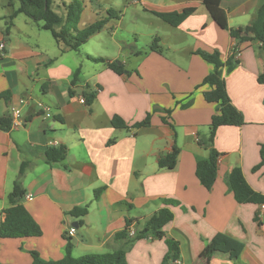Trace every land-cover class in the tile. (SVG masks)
<instances>
[{"label": "crops", "instance_id": "0c3cea01", "mask_svg": "<svg viewBox=\"0 0 264 264\" xmlns=\"http://www.w3.org/2000/svg\"><path fill=\"white\" fill-rule=\"evenodd\" d=\"M16 1L0 0V44L5 45L0 51V119L11 120L13 109H18L22 122L0 131V224L20 166L27 162L22 187L29 198L24 196L21 204L41 236L0 238V264H31V251L44 261H58L68 242L74 258L114 252L126 245V240L114 239L126 221L132 222L134 231L164 207L160 201L164 199L177 203L168 207L174 219L163 229L165 238L179 244L176 264H205L199 255L212 241L218 247L210 264H264V205L238 204L224 182L239 168L248 185L264 195V165L252 171L261 161L264 145V84L257 81L264 74L260 44H238L209 17L203 0H128L156 19L152 12L196 11L178 27L158 32L160 51L148 47L144 53H131L135 63L129 68L121 61L124 72L118 75L105 64L86 59L90 55L118 60L120 55L100 51L102 31L84 44L95 39L97 49L62 53L49 32L18 15L5 36L8 18L19 5ZM261 2L222 0L228 26H248ZM118 4L119 0L106 1L111 9ZM234 48L240 52L238 65L224 78L246 125L217 129V178L206 190L195 176L196 159L207 156L198 137L208 134L216 111L214 104L204 101L206 87L197 88L212 66L194 52L216 51L226 62ZM76 70L79 77L73 84ZM87 94L94 96L93 101L81 104ZM186 102L190 106L182 109L180 104ZM39 103L49 111L38 108ZM148 114V127H132ZM115 116L128 129L114 128ZM52 143L66 149L62 164L44 162ZM174 148L179 150L174 169L159 168V159ZM98 190L102 191L95 198ZM83 207L85 216L70 215ZM71 227L75 234L70 237ZM166 252L164 239L148 237L135 241L125 259L127 264H161Z\"/></svg>", "mask_w": 264, "mask_h": 264}, {"label": "trees", "instance_id": "16d2710c", "mask_svg": "<svg viewBox=\"0 0 264 264\" xmlns=\"http://www.w3.org/2000/svg\"><path fill=\"white\" fill-rule=\"evenodd\" d=\"M19 5L13 10L8 18V24L5 29V36H8L12 20L18 16L23 15L36 23L41 30L47 31L51 34L56 42L60 51H78L94 35L100 33L107 26L108 22L113 17L99 20L92 25L79 30L77 25L81 19L83 9L80 0H66L67 4L63 5V14H58L51 8L52 0H17ZM222 0H203V5L209 17L216 23L222 30L228 31L230 36L237 40L238 44H245L256 41L260 44L264 52V0L257 9L255 19L246 27L232 29L228 26V19L226 12L221 8ZM194 8H187L181 12L158 13L152 12L153 15L158 17L163 23L170 27H178L189 16L195 13ZM160 47L156 45V39L149 47V51H160ZM239 50L234 48L232 54L226 62L220 59L218 52L212 53L205 51H195L194 54L198 55L203 61L212 66V71L202 80L197 88L206 87L203 92L204 101L208 104L215 105V114L212 116L208 134L198 137V144L205 151L207 156L205 158L196 159L195 176L199 183L206 189L211 190L213 187L218 172V160L220 154L214 148V139L216 131L220 127H243L245 122L240 111L232 104L231 99L226 90V83L224 74L231 73L238 65L236 53ZM86 59L95 62L103 63L108 69L120 75L124 72L123 65L117 62H110L106 58L86 56ZM79 77V70H76L72 83ZM258 83L264 84V74L259 75L257 78ZM86 104H91L94 99L92 94L85 96ZM264 103V99H263ZM190 102L180 104L182 109L188 108ZM158 111L153 109L152 112ZM166 115L171 113V110H162ZM150 116L148 114L144 121L134 124L133 128L148 127L150 125ZM111 125L116 129H128L126 123L119 117L111 119ZM11 126L10 117L0 119V131H9ZM114 140L110 141V144ZM179 150L174 148L173 151L160 158L158 166L161 169L172 170L176 166ZM66 157V149L64 147L48 148L44 154V162L48 165L62 164ZM260 163L255 166L252 171L255 172L264 165V145L260 150ZM29 168V163L24 162L20 166L18 178L14 182L12 191L7 196L9 207L3 211L4 218L0 224V238L3 239H18L28 237L41 236V230L37 223L32 219L28 211L21 204V200L25 196V191L22 187V179ZM225 185L230 193H232L234 200L238 204H255L264 205V195L254 191L246 182L242 171L239 168H234L224 178ZM102 190L94 192V197L97 198ZM164 205L163 208L157 210L153 215L147 219L139 227L134 228V234L131 236L132 222L126 221L125 228L116 233L114 236L115 241L126 240L125 247L119 248L114 252L105 254L84 255L74 258L71 255L72 246L70 242L67 243L65 248V255L58 261H44L38 253L31 251L32 257L31 264H127L125 254L127 249L137 240L148 238L151 239H164L167 246V252L161 264H176L180 259L179 244L172 239L165 238L164 227L169 224L174 215L168 208L177 203L172 200H160ZM87 207L75 208L70 212L74 217L85 216ZM68 237V236H67ZM70 238V237H69ZM69 241V240H68ZM218 244L216 242L208 243L203 251L200 253L199 258L210 264V260L217 250Z\"/></svg>", "mask_w": 264, "mask_h": 264}, {"label": "rangeland", "instance_id": "374dc122", "mask_svg": "<svg viewBox=\"0 0 264 264\" xmlns=\"http://www.w3.org/2000/svg\"><path fill=\"white\" fill-rule=\"evenodd\" d=\"M106 1L99 0L100 3L97 4L94 0H80L83 13L77 27L82 30L99 20L114 17L113 24L107 25L100 33L104 41L103 45L99 47L100 51L102 50V53L115 58L117 57L115 55H120L116 58L118 59L116 62L121 63L124 60L126 67H132L135 60L131 53H144L158 36V32L169 28V26L152 15L143 13L141 5L138 3L132 6L128 0H119L118 7L111 9L106 5ZM62 4L66 5L67 1L52 0L51 8L61 15L64 12ZM94 42L95 39L80 48L83 51H93L91 49L92 46H95ZM95 48L97 49L98 46Z\"/></svg>", "mask_w": 264, "mask_h": 264}, {"label": "built area", "instance_id": "2783aa9c", "mask_svg": "<svg viewBox=\"0 0 264 264\" xmlns=\"http://www.w3.org/2000/svg\"><path fill=\"white\" fill-rule=\"evenodd\" d=\"M4 47H5L4 43L0 44V51L4 50ZM239 55H240V52H237L236 53V58H238ZM80 103L81 104H85V100L83 98L80 99ZM38 108H40L44 112H48L49 111V109L46 106L42 105L41 103L38 104ZM21 123H22L21 120H19V110L18 109H13V111L11 113V126L12 127H17V126H20ZM57 145L58 144H56V143L50 144V146L53 147V148L57 147ZM25 197L29 198V195L25 196ZM74 234H75V229L73 227H71L69 229V231H68V236L71 237ZM133 234H134V232H133V230H131L130 235H133Z\"/></svg>", "mask_w": 264, "mask_h": 264}]
</instances>
